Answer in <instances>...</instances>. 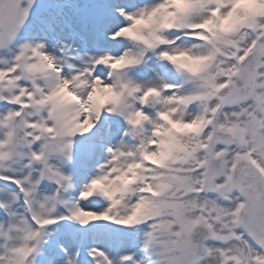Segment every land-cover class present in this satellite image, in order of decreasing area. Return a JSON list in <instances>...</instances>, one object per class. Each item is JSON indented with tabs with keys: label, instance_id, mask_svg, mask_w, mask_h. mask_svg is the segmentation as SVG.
Here are the masks:
<instances>
[{
	"label": "snow or ice",
	"instance_id": "1",
	"mask_svg": "<svg viewBox=\"0 0 264 264\" xmlns=\"http://www.w3.org/2000/svg\"><path fill=\"white\" fill-rule=\"evenodd\" d=\"M0 264H264V0H0Z\"/></svg>",
	"mask_w": 264,
	"mask_h": 264
}]
</instances>
